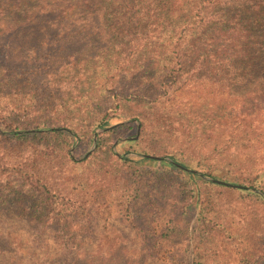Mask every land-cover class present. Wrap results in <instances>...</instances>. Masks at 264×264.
Masks as SVG:
<instances>
[{
    "label": "trees",
    "instance_id": "obj_1",
    "mask_svg": "<svg viewBox=\"0 0 264 264\" xmlns=\"http://www.w3.org/2000/svg\"><path fill=\"white\" fill-rule=\"evenodd\" d=\"M78 71V81L92 73L97 74L95 79L101 78L96 79L100 98L91 109L99 117L94 122L110 127L108 133L124 132L121 137L134 136L129 130L138 126L110 124L111 113L118 112L115 109L130 102L173 106L196 87H205L229 102L241 90L249 94L250 89L255 97L242 102L252 101L258 109L264 105V0H0V137L5 138L0 141L18 153L14 165L1 168L3 173H13L11 184L44 186L55 194L47 186L45 173L30 172L22 154L30 146V136L37 143L50 139L65 147L72 145L67 124L40 119L33 109L56 110L65 104L66 92L57 80ZM24 98L40 103L28 104L27 109ZM229 102L219 110L200 104L191 116L178 120V129L167 120L166 132L156 133L140 119L145 136L118 144L121 150L146 136L150 143L154 137L165 144L160 155L145 150L146 155L136 160L118 158L132 170L123 182L128 204L158 207L163 189L145 196L149 193L145 187L155 179L165 187L172 174L183 186V191L175 188L176 198L186 202L179 222L171 217L169 227L161 232L159 247L148 245L135 264L145 260L153 264H231L233 260L234 264H264L260 247L264 246L260 240L264 236V127H260L264 108L254 113L259 124L252 138L244 137L248 143L244 145L239 136L248 134L250 127L241 129L235 121V106ZM44 128L50 129L22 131ZM93 138L94 131L90 145ZM88 151L81 138L76 156L84 157ZM196 174L202 178L193 180ZM201 186L221 187L228 199L237 195L230 205L235 217L229 218L225 206L209 191H201ZM107 192L109 187L94 195L99 198ZM54 198L57 202L59 197L49 200ZM198 206L197 219L191 224L186 214ZM54 211L51 224L56 226V239L75 240L72 209L63 203ZM57 254L65 257L57 264L84 263L77 252ZM46 255L30 254L29 263L44 264ZM3 256L0 253V264H13L11 257ZM19 261L25 259L20 256ZM113 261L122 264L124 259L114 254Z\"/></svg>",
    "mask_w": 264,
    "mask_h": 264
},
{
    "label": "rangeland",
    "instance_id": "obj_2",
    "mask_svg": "<svg viewBox=\"0 0 264 264\" xmlns=\"http://www.w3.org/2000/svg\"><path fill=\"white\" fill-rule=\"evenodd\" d=\"M78 75L79 71L70 76L63 74V78L57 80L66 92L63 96L66 103H62L59 110L45 107L33 109V111L37 110L36 114L40 119H51L58 124H67L73 134L72 145L65 147L50 139H43L37 143L36 138L30 136L28 138L30 146L22 154L23 162L30 172L35 176H39L40 172L45 173L48 178L47 186L55 191V194H50L44 186L32 187L24 182L20 186L11 184L13 173H3L1 167L14 165L18 153L16 149L10 152L5 143L0 141V241L2 244L0 253L4 258L11 257L10 261L13 264L18 262V264H30L28 255L33 253L47 254L44 264L53 262L55 258L54 264H57L59 260L65 258L57 252L64 253L66 250L83 255L81 256L83 264H113L114 254L124 259L122 264H135L137 257L148 245L154 246L155 243V246L159 247L161 232L169 227L171 217H177L175 222L178 223L185 208V200L182 197L176 198L174 192L176 187L179 191H183L182 183L173 174L170 175L172 181L167 180L168 185L165 187H162L161 180H151L145 187L149 192L145 196L154 194L162 188L160 205L151 208L147 204L142 206L128 204L129 192L125 190L123 182L130 178L132 170L127 164L119 162L118 158L136 160L146 155L142 153L145 150L160 155L164 152L165 144L154 137L150 143L149 137L146 136L139 144L124 146L121 150H118L117 146L128 139L136 140L139 136H145L140 119H144L146 127L155 130L156 133L166 132L167 129L164 127L167 125V120L174 121V129H178L181 126L178 120L191 116L200 104L205 107L207 104L208 107L219 110L224 102H229L221 97H215L205 87L190 89L173 106L163 103L152 107L145 103L130 102L120 109H115L118 112L111 113L113 117L110 119V124L131 122L138 126L137 129L129 130L134 136L121 137L124 132L115 135L108 133L110 127L102 128L94 122V118L99 119V117H94V110L91 109L95 107L94 104L97 105L96 102L100 98L96 79L101 81V78L95 79L97 74L92 73L81 77L78 81ZM247 90L249 94H246V90H241L237 93V98L234 93L235 99L228 103L229 106L234 104L235 121L240 124L241 129L242 126L250 127L246 129L249 135L243 133L239 136L242 144L245 141L244 137L246 139L253 137L251 135L253 129L259 124L254 119V113L257 111L260 114L258 109L264 108L263 105L257 109V104L252 101L242 102L245 97H255L250 89ZM23 100L28 101V103L24 102L27 109H29L28 104L35 103L37 106L36 103H40L36 98ZM182 106L191 108L183 109ZM21 107L19 105V109H22ZM102 113L101 111L98 115ZM262 120L260 127H264V118ZM48 129L50 128L22 131L36 133L47 132ZM93 131L94 138L90 145L89 136ZM99 136L102 137L101 145L98 144ZM81 138L86 141L89 148L84 157L75 154ZM0 140L5 138L0 137ZM246 144L248 143H244ZM108 171L112 178H109ZM192 177L193 180L202 178L198 174ZM182 182L185 184L184 180ZM108 187L109 193L102 194L99 198L94 195L95 192L104 191ZM205 190L225 206L229 218L235 217L234 208L230 205L235 203L237 195L228 199L226 191L221 187L201 186V191ZM19 193L23 195L22 198L17 196ZM55 196L59 197L57 202H54L56 198L49 200ZM63 203L76 215L72 219L76 223L72 230L77 231V238L72 240L69 237L66 242L56 239L58 232L54 230L56 226L51 224L56 217L54 207L60 209ZM199 209L200 206L192 214L190 212L186 214L188 222L193 224L196 221ZM153 210H157L159 214L151 216ZM67 227L72 228L71 224ZM260 240L264 242V236ZM260 247L264 249V246ZM55 253L56 255L49 256ZM20 256L25 262L19 261ZM234 263L233 260L231 264ZM142 264L153 263L145 260Z\"/></svg>",
    "mask_w": 264,
    "mask_h": 264
}]
</instances>
